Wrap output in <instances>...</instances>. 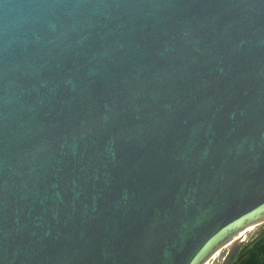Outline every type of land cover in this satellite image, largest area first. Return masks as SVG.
I'll return each mask as SVG.
<instances>
[{
  "label": "water",
  "instance_id": "water-1",
  "mask_svg": "<svg viewBox=\"0 0 264 264\" xmlns=\"http://www.w3.org/2000/svg\"><path fill=\"white\" fill-rule=\"evenodd\" d=\"M264 225V0H0V264H230Z\"/></svg>",
  "mask_w": 264,
  "mask_h": 264
},
{
  "label": "trees",
  "instance_id": "trees-1",
  "mask_svg": "<svg viewBox=\"0 0 264 264\" xmlns=\"http://www.w3.org/2000/svg\"><path fill=\"white\" fill-rule=\"evenodd\" d=\"M230 264H264V232L251 242H244Z\"/></svg>",
  "mask_w": 264,
  "mask_h": 264
},
{
  "label": "rangeland",
  "instance_id": "rangeland-1",
  "mask_svg": "<svg viewBox=\"0 0 264 264\" xmlns=\"http://www.w3.org/2000/svg\"><path fill=\"white\" fill-rule=\"evenodd\" d=\"M264 225H261V226H258V227H256V228H254V229H252V230H250L249 232H247L246 233V240H248L252 235H254L261 227H263ZM232 245V244H231ZM231 245L230 246H228V247H226V248H224L223 250H221L216 256H215V258L212 260V264H216V263H219L218 262V259H223V257L227 254V252L229 251V249H230V247H231Z\"/></svg>",
  "mask_w": 264,
  "mask_h": 264
},
{
  "label": "flooded vegetation",
  "instance_id": "flooded-vegetation-1",
  "mask_svg": "<svg viewBox=\"0 0 264 264\" xmlns=\"http://www.w3.org/2000/svg\"><path fill=\"white\" fill-rule=\"evenodd\" d=\"M215 264V263H214Z\"/></svg>",
  "mask_w": 264,
  "mask_h": 264
}]
</instances>
